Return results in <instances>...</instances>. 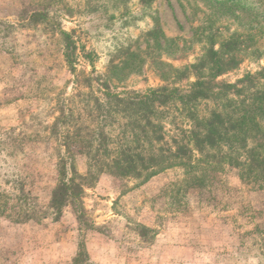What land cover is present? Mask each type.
I'll use <instances>...</instances> for the list:
<instances>
[{
	"label": "rangeland",
	"instance_id": "rangeland-1",
	"mask_svg": "<svg viewBox=\"0 0 264 264\" xmlns=\"http://www.w3.org/2000/svg\"><path fill=\"white\" fill-rule=\"evenodd\" d=\"M40 10L76 42L73 75H105L113 93H187L199 82L190 105L207 117L264 86V0H0V264H73L80 250V264H264V185L226 165L86 175L75 147L83 191L54 214L51 193L71 163L55 102L76 87L60 45L40 20L28 23ZM179 108L174 126L162 120L172 133L193 126Z\"/></svg>",
	"mask_w": 264,
	"mask_h": 264
},
{
	"label": "trees",
	"instance_id": "trees-1",
	"mask_svg": "<svg viewBox=\"0 0 264 264\" xmlns=\"http://www.w3.org/2000/svg\"><path fill=\"white\" fill-rule=\"evenodd\" d=\"M48 14L46 10L36 11L29 16L28 23L40 20L44 24L50 38L60 45L62 61L73 75L78 60L76 42L71 34L56 26L55 18ZM81 52V58L87 59L84 49ZM114 68L111 66L108 73ZM73 76L76 92L56 101L54 108L58 113L54 126L68 127L66 132L57 131V136L62 138L60 145L64 148L65 159L71 161L68 167L64 166L61 179L51 193L49 208L56 211L54 214L60 212L62 205H74L83 191L82 185L76 184V180L83 178L72 165V149L75 147L84 150L89 166L86 175L100 168L101 173L139 178L157 167L195 169V165L209 167L214 163L234 169L243 183L264 185V86L250 94L247 100L240 101L231 114L214 111L207 117H199L195 107L190 105L200 96L199 82L187 93L177 89H151L144 93L120 94L110 91L105 75L93 78ZM82 80L89 84L88 92L80 90L84 85ZM92 81L98 84L97 90L92 87ZM77 104L82 107L76 109ZM182 106L181 117L193 126L188 129L173 127L172 133L162 120L171 119L175 123L166 121V124L174 126L176 118L173 113H178ZM75 121H80L83 128H76ZM209 168L210 174L218 171L215 166ZM187 174L195 179L191 171ZM11 200L8 199L10 203ZM9 202L5 204L9 205ZM78 218L80 223V215ZM78 247L80 249V243ZM82 256L81 250L78 251L73 264H80Z\"/></svg>",
	"mask_w": 264,
	"mask_h": 264
}]
</instances>
